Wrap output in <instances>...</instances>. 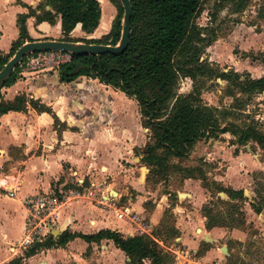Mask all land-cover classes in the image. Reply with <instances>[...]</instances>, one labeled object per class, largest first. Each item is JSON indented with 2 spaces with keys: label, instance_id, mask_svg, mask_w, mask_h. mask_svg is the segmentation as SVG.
Wrapping results in <instances>:
<instances>
[{
  "label": "crops",
  "instance_id": "1",
  "mask_svg": "<svg viewBox=\"0 0 264 264\" xmlns=\"http://www.w3.org/2000/svg\"><path fill=\"white\" fill-rule=\"evenodd\" d=\"M98 2L101 16L97 28L86 34L77 25L69 34L70 39L97 40L109 32L114 8L109 0ZM40 3L41 0H0L1 54L7 55L19 39L18 16L27 15L29 10L39 15L37 7ZM104 6L109 12L106 15ZM45 10L50 11V8L45 7ZM25 28L32 41L64 39L59 16L53 25L28 17ZM0 95L4 101H13L24 95L28 100L44 105L50 112H37L27 103L25 111L8 112L0 117V180L4 182L0 183V264H9L17 258H22L21 264H67L74 259L81 260V255L88 248L91 250V261L116 264L117 259H124L128 264L124 254L106 240L98 246L76 238L62 248L42 250L28 258H23L27 250L20 249L18 245L23 234L24 199L51 191L50 184L63 177L115 179L117 174L123 175L128 171L122 167L123 162L132 159L133 150L143 147L147 140L137 102L96 79L78 76L70 83H62L59 73L19 76L13 85L3 87ZM236 161L232 157L227 158L226 169L218 177L232 190H238L240 185L239 179L233 180L238 173L232 170ZM255 165V169H260L258 163ZM114 185L113 181L105 183L101 189L93 190L91 195L98 191L100 198L104 199ZM182 188L190 206L176 205L179 214L175 225L178 242L167 250L175 256V264L212 263L217 259L213 248V242H217L216 235L228 229H206V219L199 213L200 203L206 199L205 191L193 180H185ZM247 209L252 214L249 205ZM162 217L163 210H158L156 206L149 215L148 226L159 227ZM116 219L119 220L117 215ZM116 221L109 212L92 202L74 198L68 200L60 211L55 225L59 234L53 238L56 240L66 231L92 235L104 229L124 237L135 235L133 227L119 223L124 220ZM227 233L233 239H238L240 235L235 229ZM200 248L205 250L201 252Z\"/></svg>",
  "mask_w": 264,
  "mask_h": 264
},
{
  "label": "trees",
  "instance_id": "2",
  "mask_svg": "<svg viewBox=\"0 0 264 264\" xmlns=\"http://www.w3.org/2000/svg\"><path fill=\"white\" fill-rule=\"evenodd\" d=\"M109 2L117 12L109 32L97 40L74 41L69 38V34L77 25L86 34L97 28L101 16L98 0H41L37 7L39 15L29 10L27 15L18 16L19 39L7 55L0 53V70L21 45L32 41L25 28V20L31 16L35 17L36 22H47L50 25H53L55 18L59 16L64 42L115 46L121 34L123 9L118 0ZM129 2L130 36L125 51L119 54H71L70 62L59 68V80L62 83H70L76 77L84 76L96 79L101 84L133 98L138 105L141 126L148 131L142 161L152 170L154 167L163 170L170 159L185 158L200 139H216L226 133L235 138L238 146L253 142L264 150V132L257 130V122L248 117L244 110V106L252 97L264 92V63L263 75L252 79L234 71L214 69L207 62L200 61L202 50L216 38L207 28L194 24V19L201 11L202 0ZM249 2L250 0H216L214 6L216 9L231 6L234 13H240L246 9ZM45 7H49L50 11H46ZM76 68H79L78 74L71 75ZM18 78L19 70L16 67L3 87L13 85ZM179 78H187L192 82L190 93L178 94ZM200 79H219L225 82L233 92V105L230 108L218 109L204 104L201 99ZM27 103L37 112L50 113L44 105L28 100L24 95L16 97L13 101H4L0 95V117L8 112L25 111ZM241 120L247 122L240 126L236 121ZM185 178L193 179L190 174ZM223 193L229 202H239L243 199L241 190L228 189ZM255 194L258 195L257 192ZM253 204H250L251 210L259 214L263 208ZM203 212L206 229L237 228L223 222L220 217H212L210 211ZM240 222L244 223L243 218ZM172 233L176 234L175 231ZM76 238L87 244L111 241L115 248L129 259V264H170L171 261L169 254L162 249L156 238L147 235L124 237L107 229L92 235L66 231L56 240L49 235L42 243L29 247L23 258L42 250L62 248ZM21 263L22 258L9 262Z\"/></svg>",
  "mask_w": 264,
  "mask_h": 264
},
{
  "label": "rangeland",
  "instance_id": "3",
  "mask_svg": "<svg viewBox=\"0 0 264 264\" xmlns=\"http://www.w3.org/2000/svg\"><path fill=\"white\" fill-rule=\"evenodd\" d=\"M215 1L202 0L201 11L194 19L196 26L207 28L216 36L215 40L202 50L200 61L207 62L214 69L224 72L234 71L241 75H248L252 79L262 76L264 0H250L246 9L240 13H234L231 6L216 9ZM116 15L114 8L111 25ZM200 82L202 83L201 99L204 104L218 109L230 108L233 105L231 96L233 92L225 82L219 79H200ZM191 90L192 82L187 78H179L178 94L186 95ZM244 110L248 117L257 122V130L263 133L264 92L252 97L251 101L244 106ZM236 122L243 126L247 121ZM144 130L148 135L147 129ZM143 148L144 146L133 150L132 159L122 164V167L128 171L123 175L117 174L115 179L89 180L79 177L76 179L73 176L63 177L53 181L50 184V190L61 198L64 204L74 198L92 202L93 205L109 212L114 221L117 220L116 215L120 211L125 213L127 219L117 221L122 225L133 227L135 235H147L159 240L162 244L159 242L158 244L170 256V264H175L177 262L175 256L167 249H172L178 242V231L175 225L179 214L176 205L185 208L190 206L186 203L188 199L182 187L185 180H193L200 185L206 195L204 202L200 203L199 213L203 216V210L210 211L212 217H220V220L237 227L235 230L240 232L238 239H233L227 233L231 229L220 231L216 235L217 242H213L217 259L207 264H264V150L253 142L238 146L235 138L226 133L219 135L216 139H200L185 158L170 159L163 170L156 167L152 170L142 161ZM241 156L243 159H240ZM231 157L237 159L232 170H237L238 173L233 180L239 179L238 190L243 192V199L239 202L228 201L223 191L232 187L218 178L226 169L227 158ZM241 161L245 163H240ZM257 163L260 169H255L254 166H257L255 165ZM142 169L147 172L142 173ZM187 174H190L193 179L185 178ZM111 181L115 185L107 191L104 199L100 198L101 193L98 191L91 195L93 190L101 189L105 183H111ZM250 204L263 208L260 215L247 211V205L250 206ZM156 206L158 210H163L162 221L159 227L150 228L149 215ZM132 216H137L140 222L131 223L129 219ZM242 218L244 223L241 224ZM138 227L142 229L138 230ZM173 231L176 234H173ZM97 245L99 246L100 243ZM220 247L226 248L228 256L219 250ZM199 250L202 252L205 248ZM90 255L91 250L88 248L81 255V260L74 259L67 264H103L101 261H91ZM117 260L116 264H127L124 259Z\"/></svg>",
  "mask_w": 264,
  "mask_h": 264
},
{
  "label": "built area",
  "instance_id": "4",
  "mask_svg": "<svg viewBox=\"0 0 264 264\" xmlns=\"http://www.w3.org/2000/svg\"><path fill=\"white\" fill-rule=\"evenodd\" d=\"M71 54L60 51H47L29 54L17 65L19 76L47 75L59 73V68L70 62ZM12 194L13 191L9 190ZM64 207V201L52 191L31 196L24 200L25 211L23 234L19 248L26 250L34 244L42 243L54 232L59 213ZM119 220H126L125 213L117 214ZM131 223H139L137 216L129 219ZM138 230L142 228L138 227ZM53 237V236H52Z\"/></svg>",
  "mask_w": 264,
  "mask_h": 264
},
{
  "label": "water",
  "instance_id": "5",
  "mask_svg": "<svg viewBox=\"0 0 264 264\" xmlns=\"http://www.w3.org/2000/svg\"><path fill=\"white\" fill-rule=\"evenodd\" d=\"M122 9L123 17L121 24V34L118 43L115 46H105L99 44H84L77 42H64L54 40H39L31 41L21 45L10 58V60L0 70V90L3 88L5 81L10 76L12 71L17 67L19 62L25 56L34 53L47 52V51H60L69 53L72 55H99L102 53L119 54L125 51L129 42L130 36V18H131V4L129 0H118ZM48 9V7H47ZM79 68H76L71 75L76 76ZM145 169H142V173H146ZM58 231L52 232V236L55 237ZM59 234V233H58ZM205 240L208 241L206 237ZM220 251L228 256L225 247H221ZM127 261H129L127 259Z\"/></svg>",
  "mask_w": 264,
  "mask_h": 264
},
{
  "label": "bare ground",
  "instance_id": "6",
  "mask_svg": "<svg viewBox=\"0 0 264 264\" xmlns=\"http://www.w3.org/2000/svg\"><path fill=\"white\" fill-rule=\"evenodd\" d=\"M99 3H100V2H99ZM103 4H104V3H103ZM105 4H106V3H105ZM106 6H107V5H106ZM106 6H104L103 8H104V11H105L106 14H107V13H109V12H107L108 9H107ZM109 10H111V9H109ZM102 13H104V12H102ZM0 183L3 184L4 182L0 180Z\"/></svg>",
  "mask_w": 264,
  "mask_h": 264
}]
</instances>
